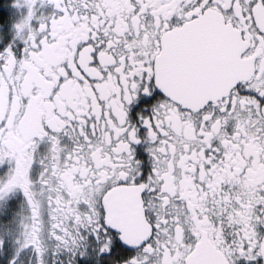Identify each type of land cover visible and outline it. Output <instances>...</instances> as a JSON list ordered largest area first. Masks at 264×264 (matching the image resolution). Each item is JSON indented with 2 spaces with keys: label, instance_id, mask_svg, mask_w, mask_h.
Returning <instances> with one entry per match:
<instances>
[{
  "label": "snow or ice",
  "instance_id": "snow-or-ice-1",
  "mask_svg": "<svg viewBox=\"0 0 264 264\" xmlns=\"http://www.w3.org/2000/svg\"><path fill=\"white\" fill-rule=\"evenodd\" d=\"M0 264H264V0H0Z\"/></svg>",
  "mask_w": 264,
  "mask_h": 264
}]
</instances>
